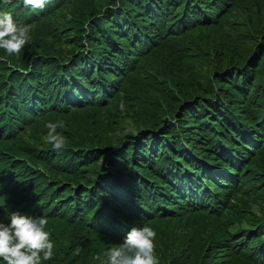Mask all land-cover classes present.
<instances>
[{
    "label": "trees",
    "instance_id": "16d2710c",
    "mask_svg": "<svg viewBox=\"0 0 264 264\" xmlns=\"http://www.w3.org/2000/svg\"><path fill=\"white\" fill-rule=\"evenodd\" d=\"M2 11L31 28L18 55L0 49V222L48 219L41 264H67L76 236L98 244L68 264H107L116 217L156 230L158 264H264V0ZM48 123L64 150L36 141Z\"/></svg>",
    "mask_w": 264,
    "mask_h": 264
},
{
    "label": "clouds",
    "instance_id": "9594fccd",
    "mask_svg": "<svg viewBox=\"0 0 264 264\" xmlns=\"http://www.w3.org/2000/svg\"><path fill=\"white\" fill-rule=\"evenodd\" d=\"M4 2L11 4L12 0ZM47 2L48 0H23V6L42 10ZM30 28L31 25L18 24L10 11L0 12V49L9 56L18 55L30 40ZM120 108H124L123 102ZM46 127L49 131L45 140L52 145L53 150H64L67 138L57 131L63 125L48 123ZM31 204L32 209H37ZM30 206L26 205V209H31ZM6 219L7 223L0 222V260L4 264H41L42 259H52L54 244L50 233L45 231L48 223L46 217H33L17 211L9 213ZM123 230L127 231V228L124 227ZM155 236L156 232L147 225L133 227L122 243L113 244L109 248L107 264H158L154 254ZM76 252L78 254L80 249L77 248Z\"/></svg>",
    "mask_w": 264,
    "mask_h": 264
},
{
    "label": "rangeland",
    "instance_id": "374dc122",
    "mask_svg": "<svg viewBox=\"0 0 264 264\" xmlns=\"http://www.w3.org/2000/svg\"><path fill=\"white\" fill-rule=\"evenodd\" d=\"M87 119H88V117H87ZM91 126L89 125L87 128L89 129ZM31 136H35L36 134H34V135H32V134H30ZM47 135V133H44L43 135H42V139H44V141H41V139L39 138V136L38 135H36L37 137H36V141L37 142H39V143H44L45 145H50L46 140H45V136ZM70 135H72L71 133H70ZM77 136L80 138V137H82L83 136V134H77ZM73 140V142L76 144V143H78L76 140H74V139H72ZM71 143V142H70ZM254 181V180H253ZM263 195H264V192L262 193ZM251 197L252 198H257V199H259V195H258V193L256 192V191H254L253 192V194L251 195ZM12 211L13 212H17V211H15L14 209H12ZM18 212H20V213H22V214H26L24 211L23 212H21V211H18ZM11 213V212H10ZM8 217V216H7ZM257 219V215L256 214H252V212L251 211H249V212H247V213H245V218H244V222H247V221H253V223L255 222V220ZM115 221V223H117L118 225H121V226H124V227H129L128 225H125V223H124V221L122 220V218H120V217H116V220H114ZM3 222H5V223H7L8 221H7V219H5ZM144 226V225H143ZM130 227H141V225H133V226H130ZM128 229V228H127ZM130 230V229H129ZM155 232H156V230H155ZM50 238H51V235H50ZM79 239H83V241H84V244H80V240ZM85 240L86 239H84V238H80L79 236H76L73 240H72V242L70 243V246L68 247V250H69V254L67 255V257H66V261H67V264L70 262V260H71V258H72V256H73V253H72V251L75 249V247L76 246H78V245H84L86 248H88V249H94V248H96V246H97V244H98V240L97 241H87V242H85ZM115 244V243H114ZM109 247H111L112 245L111 244H109L108 245ZM180 258V257H179ZM178 258V259H179ZM187 258V257H186ZM185 258V259H186Z\"/></svg>",
    "mask_w": 264,
    "mask_h": 264
}]
</instances>
